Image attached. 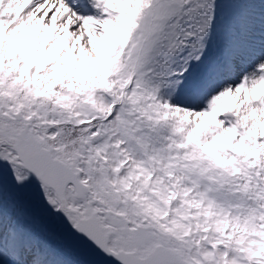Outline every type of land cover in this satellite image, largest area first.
I'll return each instance as SVG.
<instances>
[{
    "label": "snow or ice",
    "instance_id": "6c2138e0",
    "mask_svg": "<svg viewBox=\"0 0 264 264\" xmlns=\"http://www.w3.org/2000/svg\"><path fill=\"white\" fill-rule=\"evenodd\" d=\"M0 264H264V0H0Z\"/></svg>",
    "mask_w": 264,
    "mask_h": 264
}]
</instances>
